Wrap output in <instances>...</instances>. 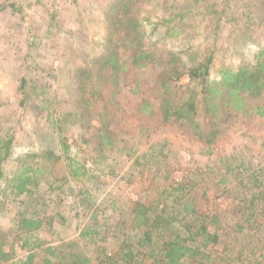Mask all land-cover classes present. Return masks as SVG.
Listing matches in <instances>:
<instances>
[{"label":"rangeland","instance_id":"obj_1","mask_svg":"<svg viewBox=\"0 0 264 264\" xmlns=\"http://www.w3.org/2000/svg\"><path fill=\"white\" fill-rule=\"evenodd\" d=\"M125 1L0 0V127L7 130L8 126H15L16 131L13 156L4 163V178H11L16 171L22 172L28 166L36 167L37 161L41 162L39 166L49 169L42 178L45 199L42 209L40 205L29 206L28 198L23 196L10 208L5 207L0 215V249L13 255L10 261L0 264H20L34 252L39 256L32 264H44L49 254L42 250L65 244L69 241L66 239L78 240L80 230L76 226L80 222H88L89 226L94 223V207L85 203L86 198L95 206L101 204L100 207L108 208L97 212L96 216L101 220L109 218L107 223L112 227L116 221L129 220V206L133 202L148 196L156 198L154 186L175 178L195 182L193 192L200 202L199 212H210L211 216L225 219L222 225H235L237 219L233 213L243 206L239 200L253 193L250 189H254V180L261 181L255 194L264 197V92L259 97L244 94L245 109L241 111L220 105L217 128L211 126L214 121H206L202 129L196 131L185 121L164 120L161 110L164 90L157 83V76L165 67L179 69L205 51L208 56L214 55L211 80H220V71L224 68L236 69L242 64H255L258 57L263 59L260 50L264 49V0H228L230 9L226 10L217 30L214 28L218 16L213 11H221L225 0H166L167 6L162 4L165 0H136L135 8L129 13L144 24L149 35L148 46L156 49L157 59L164 62L141 68L131 64L133 46L123 39V23L116 24L118 20L111 18L116 15L121 19ZM118 4L121 10L116 14ZM172 4L176 8H169ZM177 6L184 9L179 11ZM181 13L185 15L184 19L180 18L181 22L170 21ZM174 32L176 34L172 35ZM110 50L117 53L116 61L121 63L128 59L126 71L120 78L100 68V61L112 57ZM172 58L177 64L170 62ZM88 65L95 66L96 72L101 71L100 76L109 78L106 83L97 80L98 74L97 79L94 78L97 98L90 110L93 116L80 113L84 118L77 116L73 122L52 126L41 114L18 106L19 86L26 77L46 84V94L58 97L61 105L71 108L84 95L69 83L71 73L76 66ZM188 81L186 76L182 77L178 85ZM90 95L87 91L84 96ZM145 101L151 107L150 112L141 109ZM102 105L110 107V133L117 140L115 149L106 153L107 163L116 168L120 165L118 171H110L108 176L96 170L103 166L95 165L89 145L81 139L89 129L87 122H100L96 113ZM212 130L219 131L215 135L211 134ZM64 137L71 147L69 156L79 165L93 167L98 179L86 178L80 183V179L71 175L64 191L52 192L50 184L58 186L54 181L60 178L53 165L57 163L56 156L64 155L61 143ZM156 144H165L170 149L169 168L166 162L153 165L147 173L145 168L149 166L135 167L136 158L150 152V147ZM123 147L133 148L131 158L116 150ZM47 152L52 155L46 156ZM61 162H67L66 155ZM83 189H89L90 195L81 197L79 191ZM26 210L33 214L39 211L37 218L49 214L53 223L45 220L46 225L36 235L37 243L31 240L29 246L22 248L23 242L17 239L20 234L18 214ZM126 230L136 243L140 233L129 222ZM120 240L119 234L95 244L79 240L69 251L71 255L61 254L59 250L53 261L55 264L76 263L72 254L81 252L83 258L77 264H103L100 260L106 254L119 252ZM263 246L264 241V251ZM87 258L89 263L85 261ZM261 259L258 261L264 264L262 255Z\"/></svg>","mask_w":264,"mask_h":264},{"label":"trees","instance_id":"obj_2","mask_svg":"<svg viewBox=\"0 0 264 264\" xmlns=\"http://www.w3.org/2000/svg\"><path fill=\"white\" fill-rule=\"evenodd\" d=\"M228 0H225L224 6L221 11L215 10L213 14L218 16L216 21L215 30L220 28V24L226 16V10L229 8ZM136 0H126L122 5L124 11L121 12V19L116 15L111 18L118 20L115 23H123L125 32L123 34L124 41L133 46L132 54L130 57L131 64L137 68L148 67L151 63H164L160 61L156 55V49L148 46L149 35L146 32L144 24L137 17H133L131 10L135 8ZM163 5L167 6L166 0ZM119 6V4H118ZM174 5L172 4V6ZM179 11L184 7L177 6ZM176 8V7H174ZM121 10L120 6L116 8L117 12ZM212 14V13H211ZM185 18V15H175L174 19L179 23ZM174 32L172 35H175ZM216 41L218 38L216 37ZM111 51V50H110ZM260 54H264V49L260 50ZM112 57L100 61V68L102 71L110 72L113 77L119 76L126 71L125 67L128 66V59L123 62L116 61L117 53L111 51ZM174 65L178 61L175 58L170 60ZM214 65V55H207V51L202 52L197 58L191 60L190 63H183L179 68L171 69V66L165 67L157 76V83L160 88L164 90L161 110L165 121H185L196 130L202 129L203 122L214 121L211 126L213 129L217 128V122L220 120L219 107L226 105L232 107L236 111L245 109L243 103L244 94L259 97L264 92V58L258 57L253 65L242 64L236 69L224 68L221 70L220 80H211L210 71ZM94 67H80L76 66L71 73V80L69 83L72 87L77 86L84 95L87 91L91 94L89 96H81L75 105L71 108H66L61 105L58 97H51L46 94L47 85L40 83L38 80L23 77L19 86L17 97L18 106L22 110H31L36 114H41L42 119H46L50 125L54 126L56 123L63 124L72 121L82 115L90 114V110L96 105L97 95L94 89V78L98 74L99 79L104 83L108 82L109 78L100 76L101 71H94ZM189 79L187 84L178 85L182 77ZM112 78V77H110ZM110 84V83H109ZM39 90V91H38ZM175 96V97H174ZM221 98V100H220ZM59 102V103H58ZM109 101L107 100L106 103ZM149 103L145 101L141 109L142 111L150 112ZM75 107V108H74ZM102 108V109H101ZM96 113L100 122L94 121L87 122L89 125L88 131L81 136L84 143L88 144L94 156L95 165H102L103 168L96 170L103 175H109L110 171L115 173L120 169L115 166H110L107 163V151L115 149L117 140L114 139L110 133V107L102 105ZM46 113V114H45ZM80 113L82 115H80ZM94 115V114H93ZM91 115V116H93ZM54 116V119H53ZM200 116V119H198ZM7 122H10L6 119ZM1 125V124H0ZM0 127V215L4 212V208H10L11 204L16 200L26 196L29 200V206L33 205L42 209L45 205L44 189L41 186L42 178L47 174L48 168L39 166L40 161L35 162V166H28L22 172L16 171L11 178H4V163L13 156V149L15 147V126ZM60 128V127H59ZM58 130L60 131L61 129ZM212 130L211 134H217ZM210 134V135H211ZM209 135V136H210ZM210 142V140H208ZM62 149L66 155V163L63 164L61 158L63 154L56 156V165H53L54 170L60 173L59 179L54 182L58 186L50 184V190L64 191L68 183V176H73L80 183L86 178L98 179L96 171L93 167H86L83 164L79 165L75 162L74 158L69 156L70 144L67 137L61 138ZM156 144L150 147V152L142 155L140 154L134 161V166L145 168L148 172L153 165L166 162L169 168L170 149L164 144ZM162 146V147H161ZM159 147L162 149L159 150ZM120 153H124L128 158L132 157L133 148H119L116 149ZM47 155H52V152H47ZM38 166V167H37ZM56 166L58 168H56ZM24 167V166H22ZM231 168V165H229ZM73 169V170H72ZM110 169V170H109ZM241 169V165L238 166ZM254 177V176H252ZM237 179V176H234ZM224 177L221 182L224 183ZM260 180H254L253 188L250 189L253 193L248 197H243L239 203L243 206L238 208L233 214L237 219L235 225H222L223 220L217 216H211L210 212H199V200L195 197L193 189L196 183L189 178L183 180L172 179L166 184H157L154 186L157 197L151 199L142 198L132 203L129 206V220L114 222V234H111L112 227L107 223L109 218L99 219L96 214L100 211L108 210L107 207L99 204L91 203L92 201L85 199L90 207H94L93 218L91 226L88 222H80L76 226L80 230L78 240L66 239L65 244L49 247L41 252H48L49 256L44 259V264H55L53 257L60 250L61 254L67 255L72 247L80 241L86 243L106 242L110 235H118L122 241L118 247V253L109 255L106 254L103 264H262V257L264 251L262 250V238L264 235V197L255 194V190L261 187ZM40 188L42 192L40 193ZM248 189V191H250ZM89 189L79 191L81 197L90 195ZM13 195V197H10ZM46 196V195H45ZM156 196V195H155ZM92 197V196H91ZM58 201L61 202L60 199ZM26 203V200L24 201ZM90 202V203H89ZM17 203V202H16ZM114 204V202H113ZM263 205V206H260ZM260 206V207H259ZM191 207V208H190ZM261 208V209H259ZM249 211V212H248ZM248 212V213H247ZM26 213V214H25ZM19 216V230L17 239L21 240L22 248L30 245L31 240L34 244L37 243L36 235L46 225L45 220L49 219V223H53V217L47 215L46 217H39V211L29 212L22 211ZM65 219V218H64ZM130 223L131 227L140 233V237L136 243L132 242L133 237L130 238L127 234V225ZM226 222V221H225ZM184 223L181 228L177 224ZM214 227V231H212ZM80 240V241H79ZM218 248L220 250H218ZM264 248V246H263ZM104 252V251H103ZM102 252V253H103ZM261 252V255H257ZM40 254V253H39ZM105 254V252L103 253ZM71 255V254H68ZM73 259L77 264L81 262V252L72 254ZM39 256L34 252L28 255L20 264H32L34 259ZM13 258L10 252H5L0 249V263L8 262ZM71 258V257H68ZM214 258V260L212 259ZM260 262H259V261ZM90 262L89 258L85 260ZM264 263V261H263Z\"/></svg>","mask_w":264,"mask_h":264},{"label":"crops","instance_id":"obj_3","mask_svg":"<svg viewBox=\"0 0 264 264\" xmlns=\"http://www.w3.org/2000/svg\"><path fill=\"white\" fill-rule=\"evenodd\" d=\"M237 196H239V195H236V197H237ZM262 239L264 240V237H263ZM261 254H262V253H261V252H259L257 255H261Z\"/></svg>","mask_w":264,"mask_h":264},{"label":"built area","instance_id":"obj_4","mask_svg":"<svg viewBox=\"0 0 264 264\" xmlns=\"http://www.w3.org/2000/svg\"><path fill=\"white\" fill-rule=\"evenodd\" d=\"M109 255H111V254H109Z\"/></svg>","mask_w":264,"mask_h":264}]
</instances>
